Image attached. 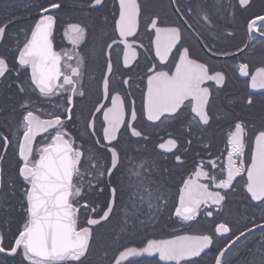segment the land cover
<instances>
[{
    "label": "snow or ice",
    "instance_id": "obj_1",
    "mask_svg": "<svg viewBox=\"0 0 264 264\" xmlns=\"http://www.w3.org/2000/svg\"><path fill=\"white\" fill-rule=\"evenodd\" d=\"M257 2L259 10L252 11ZM202 3L117 0L111 19L104 17L107 32L91 15L84 21L58 18L76 7L103 12L108 0H47L22 40L12 32V20L0 21V264H105L108 249L100 254L95 247L99 230L116 220L119 232L131 235L129 216L139 221L134 230L148 222L156 226L169 211L168 181L176 178L178 203L168 219L181 227L223 213L241 180L246 205L260 210V222L248 217L254 227L236 235L214 264H223L228 249L248 232L259 228L264 234V53L256 60L251 52L253 34L264 37V0L230 3L234 18L248 13V42L235 52L204 42L196 25L212 22ZM58 25L70 51L57 50ZM185 32L203 42L204 56L186 43ZM233 35L227 32L225 40ZM221 57L227 66L209 62ZM90 65L98 77L88 73ZM240 77L252 90L243 96L230 93ZM226 94L231 98L222 103ZM54 96L62 98L63 110L42 119L34 103ZM12 113L19 117L15 123L8 120ZM222 122L228 125L226 161L224 153L214 156L209 141ZM230 231L217 221L210 234L122 246L108 264L142 257L152 259L135 264H201L215 235Z\"/></svg>",
    "mask_w": 264,
    "mask_h": 264
},
{
    "label": "flooded vegetation",
    "instance_id": "obj_2",
    "mask_svg": "<svg viewBox=\"0 0 264 264\" xmlns=\"http://www.w3.org/2000/svg\"><path fill=\"white\" fill-rule=\"evenodd\" d=\"M46 2L47 0H0V21H5L9 19L12 20L13 23L12 25H10V28L13 33H20V39L22 40L23 32L28 30L33 24V22L37 19V11L39 4ZM67 2L69 4H78L79 0H67ZM236 2L237 0H203L202 7L210 17L212 22L211 26H209L201 19L200 23L196 25V27L199 28L200 31L203 33L204 42L210 41L214 46H227L234 52L236 51L237 45L243 47L244 43L248 42V39L246 37V30L244 27V20L248 16V13H237V18H234L232 15V9L229 8L230 3L235 4ZM116 3L117 0H108L109 7L103 12H92L90 9L87 8L76 7L74 9L66 10L62 17L58 19L84 21L89 15H91L96 20V23L98 25H104L105 30L107 32H111V27L107 25L104 17L107 16L109 20L111 19V8ZM167 3L168 0H164L165 6L167 5ZM257 10H259L258 2L256 7L252 11ZM168 15H172L171 9H168ZM196 18L199 19V17ZM172 20L175 21L176 17L172 16ZM88 22L90 23V21ZM193 22H195V20ZM227 32H233L234 35L232 37H227V39L225 40ZM184 35L186 43L191 44L194 51L198 55L204 56V53L207 51V49L204 48V51H201V48L203 47V42L197 40L196 37H190L188 32H185ZM253 36L255 37V39L253 40L254 48L251 50V52L255 53V58L256 60H258L261 54L264 53V37H260L257 34H253ZM141 38H143L144 43L147 45L148 39L146 36H143L142 25ZM198 44H200L201 47H197ZM55 45L57 47V50L65 48L69 51L71 50V45L67 44V41L62 38V28L59 25L55 33ZM140 51H143V49H140ZM245 51L249 50L246 49ZM204 58H207V56H205ZM248 58L249 57L247 56L244 57V59ZM209 62L213 63L215 67L227 66L225 65V58L223 57L219 58L218 61L209 60ZM241 62L243 61L236 60L237 64ZM230 63L231 62L229 61V64ZM88 73L97 77L99 75V73L95 71L94 65L89 66ZM244 79L246 78L240 77L239 80L234 79V86H230V93H237L240 96H243L246 92H252V90L250 88H247L246 85L242 82ZM253 95H255L258 100L261 99L259 91L253 92ZM230 98L231 95L226 94L222 98L221 102L227 103ZM91 99L94 101L95 96L91 97ZM2 101L3 95L0 94V102ZM62 104L63 100L61 97H41L34 103L33 110L36 112L37 115H40L42 119H47L49 118L50 114L56 111H62L63 109L59 107V105ZM137 108H140L139 93H137ZM255 111L256 110L254 109L253 112L255 113ZM243 112L244 110L240 109L238 110L237 115H241L243 114ZM18 118L19 117L17 113H12L8 116V120L12 123H15ZM99 126V122H97L98 129ZM227 132L228 125L223 122L215 125L213 129L209 132V141L212 144V152L214 153V156H219L220 153H224V155L221 157V161H226L225 140ZM37 140L40 141V137H37ZM133 155H138V153L134 151ZM8 159L10 163H15L14 156L10 155ZM245 159H247V152ZM7 171L10 173L13 171V169L9 167L7 168ZM237 179L241 180V178L239 177ZM177 183L178 178L168 181L167 195L170 197L169 211L164 213L162 220H160L156 226H153L151 222H148L147 227H141L138 231L134 230L132 229V225L139 223V221L136 217L129 216L127 217L129 221L127 227L132 231L131 235L119 232V224L116 220H113L112 225H109L105 229L99 230L95 240V247L99 250L100 254H103L104 249H108L105 264H108V262L112 260L113 256H118L119 251L123 250L122 246H144L146 245L149 239H174L176 235L210 234L217 221L225 222L231 228L230 233L223 235L216 234L214 239V246L201 260V264L204 261L214 262V257L218 254V252L228 247V245L231 243V240L235 239L236 235H238L241 231H246L248 227H254L248 217H251L257 220V222H260V210L258 208L253 209L252 207L247 206L246 201L243 199L245 194L242 191H239L243 183V181L241 180V184L237 185V194L234 198H229V207L226 208L223 213L217 214L214 212V216L212 218H207L203 216L198 217L199 224L193 228H188L187 226L181 227L179 222L174 224L172 223V221H169L168 217L171 212L174 211L173 205L178 203L176 188ZM18 195L19 192H17V196ZM9 196L11 197V193H9ZM12 202L17 205L19 204V201L16 198H12ZM128 210L129 212L132 211L131 205L128 206ZM143 211L145 214L148 213L149 210L147 204L143 206ZM120 215L123 216V213H120ZM140 219H146V215L140 216ZM173 220H175L174 217ZM193 223L195 224V222ZM8 235L10 238V233ZM260 243H264V234H262L259 230L245 237L230 252V254L235 251L244 250L246 248V245L255 246ZM133 264H135V261H133Z\"/></svg>",
    "mask_w": 264,
    "mask_h": 264
},
{
    "label": "trees",
    "instance_id": "obj_3",
    "mask_svg": "<svg viewBox=\"0 0 264 264\" xmlns=\"http://www.w3.org/2000/svg\"><path fill=\"white\" fill-rule=\"evenodd\" d=\"M264 257V243L255 246L246 245L244 250L231 253L223 264H260ZM202 264H214L213 261H204Z\"/></svg>",
    "mask_w": 264,
    "mask_h": 264
},
{
    "label": "water",
    "instance_id": "obj_4",
    "mask_svg": "<svg viewBox=\"0 0 264 264\" xmlns=\"http://www.w3.org/2000/svg\"><path fill=\"white\" fill-rule=\"evenodd\" d=\"M260 229L258 228V229H256L255 231H253V232H248L247 234H246V236H242L241 238H240V240H238V241H236V243L235 244H233L232 245V247L231 248H229L228 249V251L225 253V255H224V257H222V260H224L225 259V257L226 256H228L229 254H230V252L245 238V237H247V236H249V235H251V234H253L254 232H256V231H259ZM211 249V248H210ZM210 249L209 250H206V254L210 251ZM205 254V255H206ZM204 255V256H205ZM130 259H132L133 261H136V260H143V259H152V258H149V257H142V258H130Z\"/></svg>",
    "mask_w": 264,
    "mask_h": 264
}]
</instances>
